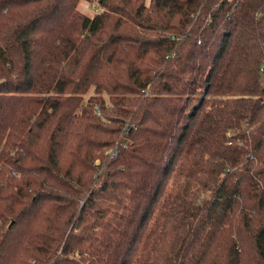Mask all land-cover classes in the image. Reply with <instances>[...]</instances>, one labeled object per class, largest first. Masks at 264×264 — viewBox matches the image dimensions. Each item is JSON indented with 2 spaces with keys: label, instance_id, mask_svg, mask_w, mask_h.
<instances>
[{
  "label": "trees",
  "instance_id": "obj_1",
  "mask_svg": "<svg viewBox=\"0 0 264 264\" xmlns=\"http://www.w3.org/2000/svg\"><path fill=\"white\" fill-rule=\"evenodd\" d=\"M79 1L0 0V264H264V0Z\"/></svg>",
  "mask_w": 264,
  "mask_h": 264
},
{
  "label": "rangeland",
  "instance_id": "obj_2",
  "mask_svg": "<svg viewBox=\"0 0 264 264\" xmlns=\"http://www.w3.org/2000/svg\"><path fill=\"white\" fill-rule=\"evenodd\" d=\"M148 5L149 3H151V0H144ZM79 9L84 12L87 15H93L94 13L97 12V8H96V4L95 3H90L87 2L85 0H81L79 1V5H78ZM94 94L93 92V87L89 90V92H87V94L84 96V103H87V101L92 97V95ZM106 101L109 102V95L108 94H104ZM97 108V107H96ZM98 111V108L96 109ZM98 114H101V111H98ZM115 147V146H113ZM111 147L109 148V150L107 151L108 153L113 150L114 148ZM106 157V155H105ZM101 161V159H97V161L95 163H97L98 161Z\"/></svg>",
  "mask_w": 264,
  "mask_h": 264
},
{
  "label": "built area",
  "instance_id": "obj_3",
  "mask_svg": "<svg viewBox=\"0 0 264 264\" xmlns=\"http://www.w3.org/2000/svg\"><path fill=\"white\" fill-rule=\"evenodd\" d=\"M260 73L262 74V78H263V83H264V63L261 65V68H260ZM231 143V142H230ZM117 150L116 149H113L111 150L109 153H110V157H114L116 155V152Z\"/></svg>",
  "mask_w": 264,
  "mask_h": 264
}]
</instances>
